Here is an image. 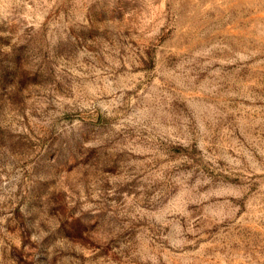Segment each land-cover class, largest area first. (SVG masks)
Instances as JSON below:
<instances>
[{
    "label": "rangeland",
    "instance_id": "rangeland-1",
    "mask_svg": "<svg viewBox=\"0 0 264 264\" xmlns=\"http://www.w3.org/2000/svg\"><path fill=\"white\" fill-rule=\"evenodd\" d=\"M0 264H264V0H0Z\"/></svg>",
    "mask_w": 264,
    "mask_h": 264
}]
</instances>
